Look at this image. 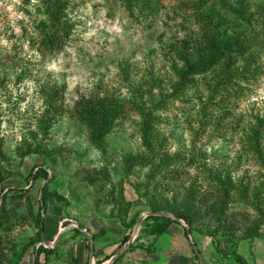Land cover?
<instances>
[{
    "label": "rangeland",
    "instance_id": "374dc122",
    "mask_svg": "<svg viewBox=\"0 0 264 264\" xmlns=\"http://www.w3.org/2000/svg\"><path fill=\"white\" fill-rule=\"evenodd\" d=\"M130 1L64 0L63 22L71 35L64 48L52 53L41 46L44 33L56 27L48 2L0 0V196L9 189L31 190L51 244L66 229L54 253L41 255L36 263L41 243L26 245L38 227L26 198L16 200L23 218L14 219L12 230L0 231L1 264H76L72 258L86 264L90 240L76 239L79 229L102 234L97 249L116 245L113 255L120 256L113 264H201L192 242L190 246L182 240L181 228L152 235L146 213L153 207L171 213L168 204L185 203L191 194L194 212L203 214L207 206L202 199L214 190L211 179L218 171L229 173L236 184L242 181L258 189L264 200V167L249 149L253 138L264 150V34L258 20L252 18L249 26L238 15L241 2L253 16L264 0H229L231 9L219 8L225 50L235 49L236 38L247 34L254 39L247 54L251 62L240 58L232 80L224 85L217 87L221 72L215 70L194 77V84L182 90L177 89L182 61L174 46L196 30L197 20L187 7L191 0H145L155 3L158 11L153 14L142 11V0ZM50 87L62 95L66 110L61 117L47 112ZM92 94L125 103L127 111L103 150L92 144L86 127L72 115L76 101ZM141 97L148 104L142 107H154L148 130L154 156L143 135L145 119L132 111L131 103H141ZM132 158L139 163H129ZM41 170L48 179H35ZM47 186L48 208L41 194ZM122 192L135 203L127 216L117 202ZM234 197L231 214L246 211L254 218L253 206L264 207V201ZM13 201L9 198L7 207ZM204 218L195 226L205 233L195 232L194 241L206 264H242L230 256L237 250L246 262L264 264V225L263 236L254 241L259 258L250 249L251 240L227 233L212 238L208 232L213 225ZM92 264L98 263L93 259Z\"/></svg>",
    "mask_w": 264,
    "mask_h": 264
},
{
    "label": "trees",
    "instance_id": "16d2710c",
    "mask_svg": "<svg viewBox=\"0 0 264 264\" xmlns=\"http://www.w3.org/2000/svg\"><path fill=\"white\" fill-rule=\"evenodd\" d=\"M44 1L48 2V6H51V16L52 20L56 24V27L55 31L52 33H49L48 31L44 33L41 46L46 51L53 53L64 48L65 40H67L71 35V30L69 29L67 22H63V18L67 16L65 13L67 5H65L64 0ZM141 3L143 9L142 11L150 10V14L158 11V9L152 5L155 3L145 0H142ZM187 7L189 10L193 11V18L197 20L195 27L197 30L198 26V31L195 30L193 33L186 35L182 40L178 39V42L176 43L177 46H174L175 49L177 48L176 52H178V56L182 61V67L178 70L179 78L177 79V89L182 90L187 85H193L194 77L211 73L215 70L221 72V74L217 76V87L224 85L225 82L232 80V71L236 68L237 62L240 58L251 62V59L247 57V54L250 50V43L254 39L249 37L247 34H243L236 38L235 49H232L229 52L225 50V39L223 38L220 29V19L223 15L219 8H230L231 6L229 4V0H191L189 5L187 4ZM259 9L260 11L255 12L253 16H249L248 13L250 12V8L244 4L243 1L240 4L238 15L239 18L241 17L247 24H249V26L253 24L252 18L258 20L257 22H260L263 27L262 32L264 34V6H260ZM256 16L258 17L256 18ZM137 94L141 93L137 92ZM45 95L46 103L48 105L47 112L51 114L52 118L61 117L65 113L66 108L60 91L50 87L47 89ZM139 99H141V103H131L132 111L137 114H141V116L145 119L143 135L145 136V139L148 138L147 145L149 146V138L152 136V133L148 130L151 128L152 122L155 118V115H152L154 107H151V109L142 107L143 105L148 104L144 102L143 97ZM124 104L117 100L114 101L113 99H110V97L103 96L101 94L81 96L72 108V115L86 127L92 144L97 149L103 150L106 147L107 136L111 133L116 121L126 115L127 111ZM152 105L155 106V103ZM249 149L253 151L257 161L261 162L264 167V150L253 138L250 139ZM150 152L151 156L155 155L153 148H150ZM26 156L29 155H25V157ZM133 161L139 163L137 158L129 159V163L136 165ZM172 171L173 170L169 172ZM216 174L218 175L212 177L211 179V182H213L215 186L214 190H212L210 194L205 195L202 199V203L207 206V209L203 212V214H199L198 211L197 213L194 212L193 207L195 204L193 206V199H190L194 198V196L191 194L187 197V202L182 204L177 202L173 205L168 204L167 210L177 219L185 221L189 226V230H187V232L192 234L194 232H199L200 234L205 233L203 230L197 229L195 224L196 221L197 223L201 222L205 220L204 217H206V219L209 218L208 223L213 225V231L208 232L212 238L218 237L221 233H227L238 237L239 240L254 241L257 238H261L263 236L262 228L264 225V207L259 205V203L253 206L255 209L253 214H257V217L254 218L253 215H249L246 211H236L234 214L229 212L231 204L235 199L234 196L237 195L240 198L251 197L259 202L264 201L261 199L262 197L260 195V191L258 189H252L250 184L244 185L242 181H238V184H236L229 173L222 175V173L218 171ZM33 175V172L30 173V178H33ZM42 177L45 179H48L49 177L45 170L39 171L35 179H40ZM119 191L121 192V190ZM31 193L32 191L29 189H9L3 198L0 196V231L5 232L14 228L17 218H23V215H18V209H15L14 205L16 200L23 201V199L26 198L25 206L27 207L29 215L33 218V221L38 227L36 237L26 245L28 246L27 248L31 247V243H41L42 235L46 231V224L41 222L40 212L37 213L35 211ZM120 194L121 195H119L117 199L119 200L117 201L119 203V209L125 216H127L135 203L134 201L127 200L124 192ZM9 198L14 199V201L12 203L13 205L7 207ZM43 202L48 208L50 203L48 186L43 192ZM39 210H41V208H39ZM162 210L166 211V208H151V211L153 212H160ZM14 219L16 221H14ZM147 219V228L150 234L156 236L165 234L172 224L178 222L177 220L163 216H149ZM135 222L136 221L133 220L129 226H133ZM76 232L79 231L76 230ZM130 238L131 234L127 235L124 242L129 241ZM0 252L2 253L3 251L0 249ZM53 253L54 251L52 249H47L41 245L38 249H36L35 262H39V258L42 254L51 255ZM233 254L237 261L242 264H247L246 259L243 256L238 254L236 251ZM72 259L74 263L80 264L76 259ZM9 264H17V262ZM86 264H89V262Z\"/></svg>",
    "mask_w": 264,
    "mask_h": 264
},
{
    "label": "crops",
    "instance_id": "0c3cea01",
    "mask_svg": "<svg viewBox=\"0 0 264 264\" xmlns=\"http://www.w3.org/2000/svg\"><path fill=\"white\" fill-rule=\"evenodd\" d=\"M42 223H44V220L42 221ZM77 224H79V223H77ZM80 225V224H79ZM187 226V225H186ZM174 227H176V228H181L182 229V232H183V235H182V240H186V241H188V243H190V246H191V242H192V244H193V249H194V246H196L195 245V241H194V239L197 237H195V232L192 234V233H188V234H186L185 233V229L187 228H185V226L184 225H181V223L178 221L177 223H174V224H172L171 225V227L169 228V230L165 233V234H163V235H166V234H168V233H170V232H172L173 231V229H174ZM173 228V229H172ZM51 230L54 232V231H56V229H55V227L52 225L51 226ZM63 229H60L59 230V232H58V235L60 234V232L62 231ZM80 231H79V233H77L78 235L75 237L76 239L79 237V239H83L82 240V242L84 243L87 239H89L90 240V249H89V255H88V261L87 262H89V264H92V260L94 259V262H97V263H99V264H106V263H108V262H110L111 261V259H113L117 254H115V255H113V253L115 252L114 251V249H115V247H116V245H112V246H108L107 248H101V249H97V247H96V245H97V241H98V237H100V236H102V234L99 236L98 234L99 233H97V232H93V233H91V231H89L88 229H79ZM189 230V229H188ZM65 233V232H64ZM64 233H63V235H62V237L60 238V240L59 241H63V240H65V239H63L64 237H65V235H64ZM163 235H161V236H163ZM94 236H96V237H94ZM58 237V236H57ZM57 237H56V239H57ZM91 238L93 239V242H94V252H93V254L91 253ZM258 239V238H257ZM43 240H45L46 242H49V243H51V241H50V239H49V231H48V226H46V231H45V233L42 235V241ZM85 240V241H84ZM256 240V239H255ZM254 240V241H255ZM58 241V242H59ZM197 241V240H196ZM242 241V240H241ZM254 241H250V249L253 251V255H254V257H257V256H259V258H260V256L261 255H259V254H254V252H255V247H254ZM57 242V243H58ZM248 243H249V241H247ZM183 243H184V241H183ZM213 243H214V241H213ZM41 245H43L42 244V242H41ZM118 245V244H117ZM44 247H45V245H43ZM197 247V246H196ZM45 248H47V247H45ZM198 248V247H197ZM47 249H52V248H47ZM53 250V249H52ZM100 250L103 252V253H101L100 254ZM185 251H187V248L186 249H184ZM194 251H195V249H194ZM238 254H240L239 252H238V250L236 251ZM196 253V252H195ZM201 253V252H200ZM256 253V252H255ZM102 254H104V255H102ZM43 255V254H42ZM153 254H151L150 256H152ZM241 255V254H240ZM257 255V256H256ZM46 256V258H47V255H45ZM230 256H233L234 257V259L236 260V258H235V256H234V254H232V255H230ZM242 256V255H241ZM41 257V256H40ZM110 257V258H109ZM109 258V259H108ZM40 259V258H39ZM108 259V260H107ZM118 260V259H117ZM116 260V261H117ZM102 261V262H101ZM87 262H85V263H87ZM115 262V261H114ZM113 262V263H114ZM39 263V262H38ZM83 263V262H82ZM112 263V264H113ZM84 264V263H83ZM194 264V263H193ZM247 264H250V262H248L247 261Z\"/></svg>",
    "mask_w": 264,
    "mask_h": 264
},
{
    "label": "water",
    "instance_id": "95a60500",
    "mask_svg": "<svg viewBox=\"0 0 264 264\" xmlns=\"http://www.w3.org/2000/svg\"><path fill=\"white\" fill-rule=\"evenodd\" d=\"M41 194H43V188L41 190ZM146 216H163V217L171 218L173 220H177L180 223L185 225V222L183 220L177 219L173 214L168 213V212H150V213H146ZM77 227L79 228L78 225H77ZM65 230L66 229H63L60 232V234L58 235L56 241L53 244H51L49 242H46L45 240L42 241V244L45 245V247H47V248H53L57 244V242L60 240V238L62 237V235L65 232ZM194 249H195V252H196L197 256L200 259L201 264H206L202 254L199 251V249L196 246H194ZM93 252H94V242H93V239L91 238V253L93 254ZM119 256H120V253H117V255L113 259H111L110 262H108L106 264H112L114 261H116L119 258Z\"/></svg>",
    "mask_w": 264,
    "mask_h": 264
}]
</instances>
